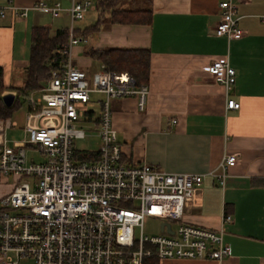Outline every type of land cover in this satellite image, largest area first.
<instances>
[{"label":"built area","instance_id":"2783aa9c","mask_svg":"<svg viewBox=\"0 0 264 264\" xmlns=\"http://www.w3.org/2000/svg\"><path fill=\"white\" fill-rule=\"evenodd\" d=\"M241 1L220 3L216 35L229 40L244 35L238 15ZM94 4L95 0H70L68 8L44 1L23 8L0 6L1 17L8 10L19 18L40 10L54 18L67 12L71 20L68 41L60 51L65 55L63 65L28 95L25 138L10 144L7 130L18 122L0 118V184L11 185L0 195V264H20L29 258L34 264H144L149 258L221 262L232 251L225 239L232 217L224 215L219 230L182 218L207 176L227 186L238 154H226L206 173L167 172L148 163L124 162L113 125V102L135 96L144 110L149 86L128 72L107 70L104 64L92 81L76 63L74 47L89 42L88 36L77 34V23ZM206 69L227 93L236 83L237 72L229 59L214 60ZM91 105L99 106L98 115ZM227 107L238 109L240 103L228 98ZM89 129L96 131L99 149L78 150L75 140L84 139ZM30 150L43 154L45 161L28 162ZM146 217L161 220L164 229L145 234Z\"/></svg>","mask_w":264,"mask_h":264},{"label":"crops","instance_id":"0c3cea01","mask_svg":"<svg viewBox=\"0 0 264 264\" xmlns=\"http://www.w3.org/2000/svg\"><path fill=\"white\" fill-rule=\"evenodd\" d=\"M38 1L70 6V0H0V6L23 8ZM222 1L150 0V24L107 20L99 30L87 34L88 43L74 47L76 63L92 81L102 64L88 54L90 49L151 51L146 108H138L135 96L113 102V125L125 163H148L167 172L206 173L226 154H238L227 186L223 188L216 178L207 176L182 218L188 224L219 230L223 216L230 215L225 239L231 254L221 262L205 258L159 264H264V0L237 2L244 35L233 40L215 33ZM123 7H131L130 0ZM70 22L67 12L54 18L50 12L30 10L27 17L19 18L8 10L5 17L0 16V65L5 84H24L34 27L46 26L54 33L69 28ZM95 22L84 20L77 27ZM226 59L237 72L228 93L206 69L212 61ZM228 98L236 99L240 107L228 108ZM24 126L25 118L15 128L24 131Z\"/></svg>","mask_w":264,"mask_h":264},{"label":"trees","instance_id":"16d2710c","mask_svg":"<svg viewBox=\"0 0 264 264\" xmlns=\"http://www.w3.org/2000/svg\"><path fill=\"white\" fill-rule=\"evenodd\" d=\"M127 0H96V22L86 28H77L79 35H86L100 29L106 22L124 24H150L152 10L149 8L150 0H130L131 7L124 8ZM145 4V5H144ZM33 43L30 53L29 66L25 71V82L22 86L15 87L5 84L4 68L0 65V118L12 117L13 113L21 106L20 96L28 95L31 91L42 87L50 78L53 70L60 68L65 60V55L60 51L65 47L69 28L52 32L46 26L33 28ZM88 54L104 64L107 70L130 73L138 83L148 84L151 69V51L147 48L111 47L103 49H90ZM16 91V100L12 106H7L3 100L5 90ZM144 264H159V259H146Z\"/></svg>","mask_w":264,"mask_h":264},{"label":"rangeland","instance_id":"374dc122","mask_svg":"<svg viewBox=\"0 0 264 264\" xmlns=\"http://www.w3.org/2000/svg\"><path fill=\"white\" fill-rule=\"evenodd\" d=\"M97 9L95 7V4L90 7L89 11L86 14L85 18V23H93L97 19ZM84 21V20H83ZM97 64V63H95ZM25 78L23 79V81ZM46 84V83H45ZM11 90L7 89L5 90L4 93L10 92ZM95 97H101L100 95H96ZM20 102L21 106L13 113L12 119L17 120L20 124V126L23 125L24 123V118L28 112V103H27V98L25 96H20ZM91 110H94L96 114L98 115L99 113V106H89ZM86 120V118H83ZM87 126H93V124H87ZM87 136L84 139H77L75 140V145L78 150H87V151H96L100 147V139L96 134L95 130L89 129L87 132ZM6 137L10 141V144H14V141L17 139H23L25 138V133L23 129L20 127H13L7 130ZM29 160L28 162H43L45 161V157L43 154L30 150L28 153ZM12 181V178H11ZM10 190L11 185L9 184H0V195L5 191V190ZM161 220H158L153 217H146L144 221V233L153 236L156 234H159L161 231ZM160 262V260H159ZM20 264H34V260L32 258L29 259H24L20 262Z\"/></svg>","mask_w":264,"mask_h":264},{"label":"water","instance_id":"95a60500","mask_svg":"<svg viewBox=\"0 0 264 264\" xmlns=\"http://www.w3.org/2000/svg\"><path fill=\"white\" fill-rule=\"evenodd\" d=\"M3 100L7 106H12L16 100V93L15 92H7L3 94ZM165 223L161 224V229L163 230Z\"/></svg>","mask_w":264,"mask_h":264}]
</instances>
